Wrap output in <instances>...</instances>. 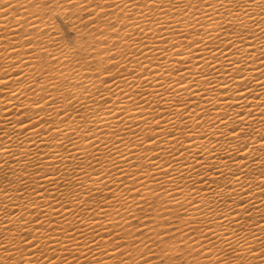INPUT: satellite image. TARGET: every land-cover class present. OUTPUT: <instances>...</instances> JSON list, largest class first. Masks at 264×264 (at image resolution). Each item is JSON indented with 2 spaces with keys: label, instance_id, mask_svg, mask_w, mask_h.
<instances>
[{
  "label": "bare ground",
  "instance_id": "6f19581e",
  "mask_svg": "<svg viewBox=\"0 0 264 264\" xmlns=\"http://www.w3.org/2000/svg\"><path fill=\"white\" fill-rule=\"evenodd\" d=\"M179 241L264 264V0H0V264Z\"/></svg>",
  "mask_w": 264,
  "mask_h": 264
},
{
  "label": "rangeland",
  "instance_id": "374dc122",
  "mask_svg": "<svg viewBox=\"0 0 264 264\" xmlns=\"http://www.w3.org/2000/svg\"><path fill=\"white\" fill-rule=\"evenodd\" d=\"M54 20L58 24L59 29L61 30L62 40L64 41V43L66 41L65 44H67L69 47H75L78 44L77 41H76L77 38H78V36H77V33L75 32V30L71 27L72 25H71L70 21L67 20V18L65 19L63 16L58 15V14L54 18ZM85 40H87V38H85ZM86 44H90V43L87 42ZM152 219H153L152 215L151 216L149 215V217L147 216L145 218H140L139 217L137 219H134L132 226L133 227H139V226H141V227H147V225H146L147 222L151 221ZM143 222H145V225L142 224ZM158 223H159L160 226L163 225V226H161V227H163L162 229H164V228L165 229H168V228L173 229L171 227H174L173 226V223L170 220H168V219H163L162 221H160ZM137 225H139V226H137ZM171 239L174 240V238H171ZM168 242L170 243V245H175V243H174L175 241L174 242L173 241L171 242L170 239H169ZM178 243L181 245L180 250H179V248H177L178 250H176L175 249L176 247H173L174 250H173V248H172V250H169V249L166 248V245L165 244L159 243L157 245V249L158 248L159 249L158 250L155 249L156 251L154 250L155 251L154 252L155 255L157 254V259L158 260H161V262H163V264H187L186 260H188L187 259V258H189L188 256H190V254H192V251L190 250V247H186L185 244L183 245L182 241L181 242L179 241ZM163 247H164V249H163ZM165 250L167 252H168V250H169V252L173 251V253H170L169 254V252L167 253V252H165ZM187 250L188 251L190 250V251L188 252ZM186 252H188V253L186 254ZM166 254H168V256H166ZM171 255L172 256L174 255L175 256V259H171V258H173ZM167 258H169V259H167Z\"/></svg>",
  "mask_w": 264,
  "mask_h": 264
}]
</instances>
